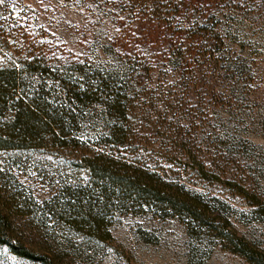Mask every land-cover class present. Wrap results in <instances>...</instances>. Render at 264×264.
<instances>
[{"label":"rangeland","instance_id":"374dc122","mask_svg":"<svg viewBox=\"0 0 264 264\" xmlns=\"http://www.w3.org/2000/svg\"><path fill=\"white\" fill-rule=\"evenodd\" d=\"M127 8L118 0H0V65L19 62L16 96L40 84L53 95L65 82L87 89L75 126L92 148L117 121L112 107L121 99L123 149L201 193L264 250V218L223 182L264 203V0H184L170 10V27L134 20ZM192 24L212 37V60L174 61ZM29 61L42 65L40 75H29ZM49 104L64 107L58 98ZM75 149L0 151V210L15 240L48 246L52 264H250L205 234L190 235L176 216L98 206ZM73 190L111 236L65 227ZM0 264L42 263L0 245Z\"/></svg>","mask_w":264,"mask_h":264},{"label":"trees","instance_id":"16d2710c","mask_svg":"<svg viewBox=\"0 0 264 264\" xmlns=\"http://www.w3.org/2000/svg\"><path fill=\"white\" fill-rule=\"evenodd\" d=\"M77 2V0H64ZM127 5L134 20L148 21L156 25L173 26L174 16L170 10L179 8L184 0H118ZM200 21V20H199ZM189 31L186 40H177L174 45V61H188L193 55L210 58L212 37L208 33ZM216 29L214 34H217ZM19 62L0 65V151L29 150L74 145L75 161L88 172L91 187L98 197V206L108 208L116 202L119 208L138 206L140 211H151L180 218L192 236L205 234L226 251L242 257L250 264H264V250L241 236L231 219L203 195L190 190L184 183L168 177L161 167H150L139 159L131 157L125 145L128 143V129L121 121L126 111L121 99L112 107L116 122L100 135L98 141L89 147L79 139L75 126L79 119L78 103L90 97L87 89H81L65 82L60 85L59 95L49 91L51 87L40 84L39 91L31 95L16 96L23 87L20 81ZM21 64V63H20ZM29 75H40V66L33 61L27 64ZM25 65V66H26ZM60 99L64 107L52 108L49 104ZM74 104V106H71ZM68 105V107H66ZM111 108V107H110ZM110 116L113 113L109 112ZM203 176L207 172L201 167ZM233 194L241 197L252 211L264 218V203L244 186L229 179L223 180ZM64 203L69 221L65 225L72 230L92 231L98 236H111L110 227L103 219L93 216L86 208L77 190ZM126 210V209H125ZM0 245H6L13 253L42 264H52V250L45 245H27L21 239H14L5 216L0 210Z\"/></svg>","mask_w":264,"mask_h":264}]
</instances>
